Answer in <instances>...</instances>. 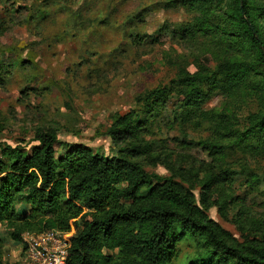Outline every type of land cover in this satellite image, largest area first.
<instances>
[{
  "label": "rangeland",
  "instance_id": "374dc122",
  "mask_svg": "<svg viewBox=\"0 0 264 264\" xmlns=\"http://www.w3.org/2000/svg\"><path fill=\"white\" fill-rule=\"evenodd\" d=\"M248 3L264 38V0ZM236 8V0H0V145L27 146L50 130L62 145L112 158L106 133L135 111L146 126L117 147L121 156L190 192L229 244L264 250V76ZM158 88L172 91L165 105L143 111L138 98ZM194 88L201 99L192 104ZM15 211L28 216L31 206ZM209 251L203 235L189 236L173 264H218ZM19 255L0 224L1 260Z\"/></svg>",
  "mask_w": 264,
  "mask_h": 264
},
{
  "label": "trees",
  "instance_id": "16d2710c",
  "mask_svg": "<svg viewBox=\"0 0 264 264\" xmlns=\"http://www.w3.org/2000/svg\"><path fill=\"white\" fill-rule=\"evenodd\" d=\"M236 3L235 17L256 48L255 62L264 76L260 16L248 0ZM202 80L209 83L208 77ZM171 92L155 89L138 98L139 106L151 114L161 102L165 105ZM200 95L197 88L190 90L188 102ZM144 126L135 111L117 116L106 133L118 153L112 158L95 155L87 145H62L50 130L37 131L27 146L0 145V224L12 231L17 243L25 233H70L67 264H173L178 245L200 235L218 264H264V250L229 244L190 192L172 179L146 174L121 156L117 147L133 141ZM60 144L64 148L57 152ZM21 203L31 206L28 216L16 213ZM0 264H5L1 258Z\"/></svg>",
  "mask_w": 264,
  "mask_h": 264
},
{
  "label": "built area",
  "instance_id": "2783aa9c",
  "mask_svg": "<svg viewBox=\"0 0 264 264\" xmlns=\"http://www.w3.org/2000/svg\"><path fill=\"white\" fill-rule=\"evenodd\" d=\"M70 233L51 230L22 237L20 255L14 264H67Z\"/></svg>",
  "mask_w": 264,
  "mask_h": 264
}]
</instances>
